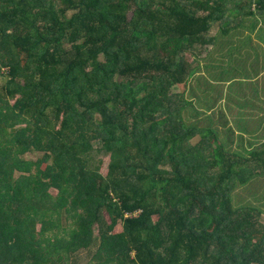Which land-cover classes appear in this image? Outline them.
Wrapping results in <instances>:
<instances>
[{"label": "trees", "instance_id": "trees-1", "mask_svg": "<svg viewBox=\"0 0 264 264\" xmlns=\"http://www.w3.org/2000/svg\"><path fill=\"white\" fill-rule=\"evenodd\" d=\"M258 26L264 0H0V264H264L234 198L264 146L206 116L221 47Z\"/></svg>", "mask_w": 264, "mask_h": 264}, {"label": "crops", "instance_id": "crops-1", "mask_svg": "<svg viewBox=\"0 0 264 264\" xmlns=\"http://www.w3.org/2000/svg\"><path fill=\"white\" fill-rule=\"evenodd\" d=\"M260 31L259 26L254 31L245 30V36L253 37L251 52L246 49L241 53L239 48L230 56L231 48L240 45L239 39H233L231 45L228 43L221 47L223 66L234 79H224L222 84L214 83L213 92H207L209 98L216 97V102L209 103L206 116L221 120L219 131L228 135L227 138L234 142L233 148L237 149L240 146L247 150L264 146V37L258 40ZM241 67H244V74L240 71ZM252 69L253 77L247 78ZM247 80H253L255 84L248 86ZM248 143L252 147H248Z\"/></svg>", "mask_w": 264, "mask_h": 264}, {"label": "rangeland", "instance_id": "rangeland-1", "mask_svg": "<svg viewBox=\"0 0 264 264\" xmlns=\"http://www.w3.org/2000/svg\"><path fill=\"white\" fill-rule=\"evenodd\" d=\"M230 22H231V24H232V26H236V25H238L239 24V21H235L234 19H232V20H230ZM251 24V25H250ZM248 25H250V27L253 25V22L251 21V22H246L245 23V26L243 25L241 28H243V29H250V27H248V28H246ZM219 31V27H214L213 29H212V31H211V33H210V35L214 38V39H217V40H220V38H217V37H219L217 34V32ZM248 36V35H247ZM252 37V36H251ZM261 37H264V31L262 32V33H260V35L258 36V40H260L261 39ZM253 38V37H252ZM246 39V41L244 42V43H248V41H250V40H248L247 38H245ZM264 40V39H263ZM214 46L212 45V44H210V45H208V46H206V47H199L198 48V52L199 53H201L202 52V54L205 52V49H214L213 48ZM205 55V54H204ZM230 56H231V54H230ZM239 57V56H238ZM209 62L211 63V59H209ZM5 83V79L3 78V77H0V85H2V84H4ZM177 91H181V90H184V87H182V86H179V87H177V89H176ZM42 155L41 154H28L27 156H26V159L27 160H32V161H36L37 159H39L40 157H41ZM101 159H102V162H103V167H102V172H103V174H105V175H107L108 174V172H109V165H110V162H111V157L109 156V155H106V154H104V155H102L101 156ZM264 179H261L260 180V183L256 186V184L255 185H252V186H248L247 187V190L246 191H244V190H242V189H239L236 193H235V196H234V198L236 199V197L238 196V194H239V197H238V200L240 199V198H243L242 199V201L243 200H245V201H254L256 204H255V206L258 208V209H260L261 210V214H260V216L258 217V219H259V222H261V223H263L264 224V200L263 199H261V196L259 195V194H261V193H263L264 192ZM50 191L51 192H53L54 194L57 192V190L55 189V188H50ZM262 191V192H261ZM257 192H260V193H257ZM254 196H256V199L254 198ZM238 207H240V206H238ZM122 230V227H121V225L119 224L118 226H117V228H116V231H121ZM98 231H97V235H98Z\"/></svg>", "mask_w": 264, "mask_h": 264}]
</instances>
